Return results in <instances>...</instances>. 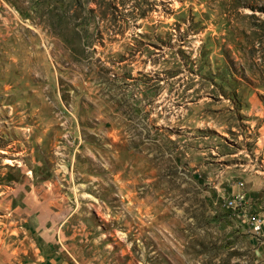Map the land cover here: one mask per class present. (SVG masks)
<instances>
[{
  "label": "rangeland",
  "instance_id": "rangeland-1",
  "mask_svg": "<svg viewBox=\"0 0 264 264\" xmlns=\"http://www.w3.org/2000/svg\"><path fill=\"white\" fill-rule=\"evenodd\" d=\"M237 192L264 0H0V264H264Z\"/></svg>",
  "mask_w": 264,
  "mask_h": 264
},
{
  "label": "built area",
  "instance_id": "built-area-1",
  "mask_svg": "<svg viewBox=\"0 0 264 264\" xmlns=\"http://www.w3.org/2000/svg\"><path fill=\"white\" fill-rule=\"evenodd\" d=\"M229 207L233 209V204H241L242 213L248 215V225L251 228V231L258 233L262 230L264 225V220L255 212H247L248 208L246 205V195L245 192H237L229 197V203H226Z\"/></svg>",
  "mask_w": 264,
  "mask_h": 264
},
{
  "label": "bare ground",
  "instance_id": "bare-ground-1",
  "mask_svg": "<svg viewBox=\"0 0 264 264\" xmlns=\"http://www.w3.org/2000/svg\"><path fill=\"white\" fill-rule=\"evenodd\" d=\"M231 50H232L234 53H236V52H240V51H241L240 48H239L238 46H233V47H231ZM5 161H6V162H11V160H9V158H8V159L6 158Z\"/></svg>",
  "mask_w": 264,
  "mask_h": 264
}]
</instances>
